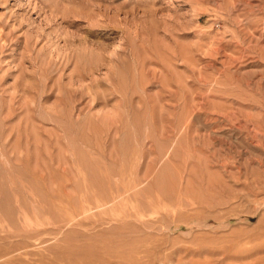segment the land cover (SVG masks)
<instances>
[{"label": "rangeland", "instance_id": "1", "mask_svg": "<svg viewBox=\"0 0 264 264\" xmlns=\"http://www.w3.org/2000/svg\"><path fill=\"white\" fill-rule=\"evenodd\" d=\"M65 256L264 264V0H0V264Z\"/></svg>", "mask_w": 264, "mask_h": 264}, {"label": "bare ground", "instance_id": "2", "mask_svg": "<svg viewBox=\"0 0 264 264\" xmlns=\"http://www.w3.org/2000/svg\"><path fill=\"white\" fill-rule=\"evenodd\" d=\"M31 239V238H30ZM112 252V251H111ZM110 253V252H109ZM59 256H60V254H59ZM95 256V255H94ZM98 256V255H97ZM57 258H58V255H57ZM97 258V257H96ZM60 259V258H59ZM60 261H64V262H66L67 261V263L66 264H73L72 262H70V259H68V258H66V256H65V258L64 259H62L61 258V260ZM90 262V261H89ZM75 263V262H74ZM57 264V263H56ZM59 264V263H58ZM89 264H110L108 261H93V262H91V263H89Z\"/></svg>", "mask_w": 264, "mask_h": 264}]
</instances>
